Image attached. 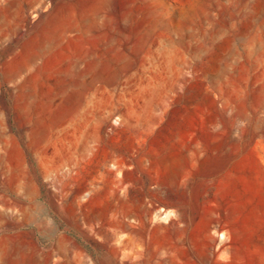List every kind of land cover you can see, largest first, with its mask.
<instances>
[{"label": "rangeland", "instance_id": "374dc122", "mask_svg": "<svg viewBox=\"0 0 264 264\" xmlns=\"http://www.w3.org/2000/svg\"><path fill=\"white\" fill-rule=\"evenodd\" d=\"M0 264H264V0H0Z\"/></svg>", "mask_w": 264, "mask_h": 264}]
</instances>
